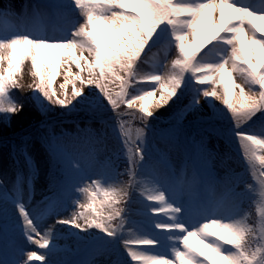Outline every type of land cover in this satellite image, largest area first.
Here are the masks:
<instances>
[{
    "label": "snow or ice",
    "instance_id": "obj_1",
    "mask_svg": "<svg viewBox=\"0 0 264 264\" xmlns=\"http://www.w3.org/2000/svg\"><path fill=\"white\" fill-rule=\"evenodd\" d=\"M29 61L41 110L88 126H43L57 178L39 200L23 139L0 179V264H264V0L6 3L0 122L23 110Z\"/></svg>",
    "mask_w": 264,
    "mask_h": 264
},
{
    "label": "rangeland",
    "instance_id": "obj_2",
    "mask_svg": "<svg viewBox=\"0 0 264 264\" xmlns=\"http://www.w3.org/2000/svg\"><path fill=\"white\" fill-rule=\"evenodd\" d=\"M32 0H0V6L9 3L11 4L14 9L17 12H22L24 9V6L27 4H30ZM100 27H106V26H100L98 25V28ZM106 38V37H105ZM29 62L25 63L24 71H23V77H22V83L25 85L22 92H18V99L20 102L24 105L23 110L29 109L31 111V119L29 123L26 124V122H21L20 117L26 116V114H22L20 111L18 112L12 119L10 123H3L0 122V128L5 125L13 132V136L11 139H9V142L18 139L23 141L25 137H32V157L35 161L37 167H38V176L37 179L34 182V200H39L42 198V193L46 191L49 182L52 179L57 178V174L55 172V169L48 163V157L47 153L45 152L42 144L40 143L39 139L37 138L39 136V133L43 130L44 125H51L56 129L57 132L64 131L66 133H74L77 130V126L84 128L88 126V116L84 113H67L66 109H62L59 107L54 108L52 111L45 113L41 110L37 102L32 98V91L28 88V85L33 82V78L30 75L29 71ZM7 64L5 63V68ZM64 68V65L60 66V69ZM42 72H44L43 64L41 65ZM74 71H77L75 68ZM53 69H49L47 72H45L46 77L50 75L51 72H53ZM61 70H59L60 75ZM59 75L55 79V86L58 93L61 92V89L59 88V85L64 82L62 80L59 81ZM72 88L71 85H69V93H71ZM160 93L157 92V98L159 97ZM218 105H220V101H216ZM150 105H154V101H149ZM223 107V105H220ZM170 107L169 105H166L164 108L155 109V114L160 115L161 113H167V108ZM139 106H134V110H138ZM50 113H57L59 117L55 118L52 122H47L45 119V115L47 116V119H49ZM30 115V114H28ZM29 118V116H26ZM164 119H167V115H165ZM136 126H139L138 124ZM94 127H98V125H94ZM6 132V131H4ZM0 132V133H4ZM7 138V137H6ZM5 138V139H6ZM4 140V139H3ZM8 140V138H7ZM1 142V141H0ZM215 141H213L214 143ZM17 167H23V159L22 157H19L17 155H14L13 158H10L6 149L0 150V179H3L7 177L9 180L15 178V171ZM37 195V196H35ZM97 206L99 207V201L97 202ZM156 219L159 220H166L167 216L161 212L158 214H154ZM137 220H143V217L136 216ZM51 223V221H49ZM73 231H76L73 229ZM93 231H98L93 229ZM159 231V230H157ZM83 235V233H82ZM61 247L67 246L69 247L73 252L77 250L79 247L78 242L74 238H68L61 240ZM194 243L197 244V246L202 248V245H199L198 241H194ZM142 247H151L148 245H144ZM203 250V249H202ZM80 258L87 259V255L84 253H81ZM37 263V262H36ZM35 263V264H36ZM135 264V262H133Z\"/></svg>",
    "mask_w": 264,
    "mask_h": 264
},
{
    "label": "bare ground",
    "instance_id": "obj_3",
    "mask_svg": "<svg viewBox=\"0 0 264 264\" xmlns=\"http://www.w3.org/2000/svg\"><path fill=\"white\" fill-rule=\"evenodd\" d=\"M61 70V72H60V75H59V81H58V83L59 82H61L62 80H64V77H65V75H66V72H65V70H64V68H61L60 69ZM22 114H26V116H29V118L28 117H24V116H22V118L20 117V120H21V122H26V124L27 123H29V121H30V119H31V111L29 110V109H26V110H23L22 112H21ZM28 114H30V115H28ZM35 196H37V195H35ZM32 248H33V250H35V251H37V253L39 254L41 251H43V250H41V249H39L38 248V246H31ZM36 262H34V264H35ZM36 264H40V262L39 261H37V263Z\"/></svg>",
    "mask_w": 264,
    "mask_h": 264
},
{
    "label": "trees",
    "instance_id": "obj_4",
    "mask_svg": "<svg viewBox=\"0 0 264 264\" xmlns=\"http://www.w3.org/2000/svg\"><path fill=\"white\" fill-rule=\"evenodd\" d=\"M49 114V113H48ZM57 115V113H50L49 114V118H52V117H55ZM4 131H6V132H4ZM0 132H4V133H0V137H3V135H8V134H11L12 133V131L11 130H9V128L7 127V126H5V125H3L1 128H0ZM7 149H8V147H6ZM2 148L0 147V150H1Z\"/></svg>",
    "mask_w": 264,
    "mask_h": 264
}]
</instances>
